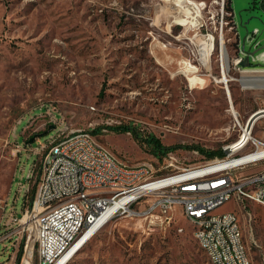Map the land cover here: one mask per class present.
Masks as SVG:
<instances>
[{
	"label": "rangeland",
	"instance_id": "obj_1",
	"mask_svg": "<svg viewBox=\"0 0 264 264\" xmlns=\"http://www.w3.org/2000/svg\"><path fill=\"white\" fill-rule=\"evenodd\" d=\"M191 1L202 14L189 28L191 20L179 15L172 0H0V201H6L0 264L11 249L14 264L24 259L28 232L21 237L13 220L30 209L39 152L62 130L95 131L96 142L122 164L158 170L162 158L136 141L134 132L173 147L179 165H200L211 158L187 147L223 150L238 140L227 89L243 123L264 109V89L241 83L243 75L264 76V24L240 19L246 0H230L231 11L228 0ZM207 37L212 71L197 52ZM220 37L229 59L227 85L218 82ZM247 57L250 66L244 65ZM189 71L201 80L195 87ZM126 126L134 132L112 130ZM252 134L264 139V117ZM262 168L264 163L242 173ZM249 210L251 222L234 200L215 213L237 214L251 263L264 264V209L250 204ZM30 239L26 257L37 264L35 231ZM67 264L208 263L192 225L176 210L173 222L162 225L118 216Z\"/></svg>",
	"mask_w": 264,
	"mask_h": 264
},
{
	"label": "built area",
	"instance_id": "obj_2",
	"mask_svg": "<svg viewBox=\"0 0 264 264\" xmlns=\"http://www.w3.org/2000/svg\"><path fill=\"white\" fill-rule=\"evenodd\" d=\"M249 120V119H248ZM240 114H232V125L238 129V141L226 146L223 157H214L200 165L181 166L177 155L168 151L162 156V166L155 170L149 165L129 167L119 162L107 149L99 145L91 131L60 132L39 152L38 180L26 209L13 222L25 232L24 259L29 229L26 221L33 220L38 247L37 264H56L69 251L65 244L77 240L93 225L104 226L118 216L142 218L150 225L170 224L173 213L179 210L186 220H200V212L207 205L223 199H239L245 219L253 220L249 205L264 209V168L243 174L246 169L264 163V139L247 129ZM248 135L243 139L245 131ZM20 152V151H19ZM93 193V200H86ZM110 193V200H103ZM76 201H84L88 214L77 212ZM142 208L136 209L139 203ZM6 201H0V210ZM141 206V205H140ZM255 217V216H254ZM182 228L178 231L182 232ZM208 264H247L241 256L229 216L201 222L198 227Z\"/></svg>",
	"mask_w": 264,
	"mask_h": 264
},
{
	"label": "bare ground",
	"instance_id": "obj_3",
	"mask_svg": "<svg viewBox=\"0 0 264 264\" xmlns=\"http://www.w3.org/2000/svg\"><path fill=\"white\" fill-rule=\"evenodd\" d=\"M172 4L174 7L179 9V15H182V17L189 18L191 21L189 23V28L196 26L197 18L201 16L202 14V8L200 7V4H196L195 2L191 0H172ZM189 5V11L186 9V7ZM191 5H194L195 10L191 7ZM180 16L177 15V17H174L175 20H183L179 18ZM195 20V22H193ZM212 37V36H211ZM208 38V37H207ZM211 38L200 40L198 43V50L197 52L202 56L201 61L204 67L206 68V71H212L211 70V51H210V42ZM219 53H220V78L218 82L225 83L227 85L229 79H228V67H229V59L228 54L225 47V41L223 37H220V44H219ZM198 54V55H199ZM189 80L192 87H195V85H198L201 80L198 78V76L189 71ZM241 83L244 88H254V89H264V76L260 75H243L241 77ZM229 105H230V111L232 114L237 115V111L233 105L230 93L228 92V89L226 91ZM260 109L259 111H261ZM260 113V112H259ZM264 117V115L259 116V118ZM258 118V119H259ZM257 119V120H258ZM256 120V121H257ZM254 122V125L256 123ZM248 135V130L245 131L243 135V139L246 138ZM239 139V138H238ZM238 141V140H237ZM235 143V142H234ZM230 145H233L230 144ZM229 145V146H230ZM86 200H93V193H86ZM103 200H110V193H103ZM234 200L235 202L239 203V199H223L219 202H212L207 205V211L200 212V220L201 222H210L215 220L216 218H222L229 216L231 212V218H232V230L234 232V235H236V241L239 244V249L241 256H243L244 259H249L247 249L245 246V242L243 239V233H242V227L240 224L239 217L237 214L233 211H227L224 213L216 214L215 211L223 206L225 203ZM76 208L77 212L81 214H88V207L85 205L84 201H76ZM200 220H187L192 225V234L193 238L196 242H201V235H198V227H200ZM28 226V231L30 233L29 240L27 243V247L29 245H32L31 241V233L32 231H35L34 223L32 218L27 220L25 222ZM109 222H104V226ZM104 226L99 228V224L93 225L88 231L80 235V237L77 240H71V243L65 244V251H69L66 255H64L56 264H67L78 252L79 250L89 241L91 238L100 231ZM204 254H205V248H200ZM27 252V251H26ZM30 261V259H28ZM247 264H252L250 260H247Z\"/></svg>",
	"mask_w": 264,
	"mask_h": 264
},
{
	"label": "trees",
	"instance_id": "obj_4",
	"mask_svg": "<svg viewBox=\"0 0 264 264\" xmlns=\"http://www.w3.org/2000/svg\"><path fill=\"white\" fill-rule=\"evenodd\" d=\"M227 10L231 11L230 0H228ZM112 130L122 131V132H132V133L134 132V130L129 126L117 127V128L112 129ZM91 133L93 135L96 134L95 131H91ZM133 136H134L135 140L138 141L139 143L146 144L151 149V153L153 154V156L158 157V158H162V156L164 154H166L168 151L173 149V147H165L164 145L161 144L159 139H157L156 137H154L152 135L142 136V135L134 132ZM187 148L191 149V150L198 151L200 154L207 156L209 159L210 158L212 159L213 157L225 156V152L222 149H218L215 151H205L204 149H202L198 146H190ZM31 200H32V198H31ZM20 248H21V250L17 254L18 257L21 256L22 245Z\"/></svg>",
	"mask_w": 264,
	"mask_h": 264
},
{
	"label": "flooded vegetation",
	"instance_id": "obj_5",
	"mask_svg": "<svg viewBox=\"0 0 264 264\" xmlns=\"http://www.w3.org/2000/svg\"><path fill=\"white\" fill-rule=\"evenodd\" d=\"M245 6L239 11L240 19L245 15V24L249 25L256 21L264 24V0H246Z\"/></svg>",
	"mask_w": 264,
	"mask_h": 264
},
{
	"label": "water",
	"instance_id": "obj_6",
	"mask_svg": "<svg viewBox=\"0 0 264 264\" xmlns=\"http://www.w3.org/2000/svg\"><path fill=\"white\" fill-rule=\"evenodd\" d=\"M252 56H254L255 55V52H253L252 54H251ZM250 59H249V57H247V63L245 64L244 63V65H246V66H250ZM260 112V113H259ZM261 115H264V109H262L261 111H256L254 114H252L251 115V117L249 118V120H248V124H247V129L248 128H250L252 125H253V123L259 118V116H261ZM32 141V139L30 140V142ZM225 153H228V150L226 149L225 150Z\"/></svg>",
	"mask_w": 264,
	"mask_h": 264
},
{
	"label": "crops",
	"instance_id": "obj_7",
	"mask_svg": "<svg viewBox=\"0 0 264 264\" xmlns=\"http://www.w3.org/2000/svg\"><path fill=\"white\" fill-rule=\"evenodd\" d=\"M17 244V243H16ZM14 246V245H13ZM14 247H16V246H14ZM11 254H10V257H9V260L6 262V264H14V261H15V250H13V249H11ZM15 264H18V262L17 263H15Z\"/></svg>",
	"mask_w": 264,
	"mask_h": 264
}]
</instances>
